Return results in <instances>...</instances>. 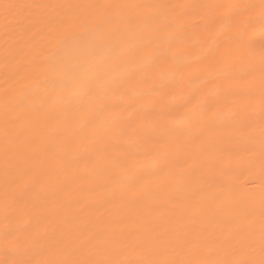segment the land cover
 <instances>
[{"label":"bare ground","instance_id":"bare-ground-1","mask_svg":"<svg viewBox=\"0 0 264 264\" xmlns=\"http://www.w3.org/2000/svg\"><path fill=\"white\" fill-rule=\"evenodd\" d=\"M263 36L264 0H0V264H264Z\"/></svg>","mask_w":264,"mask_h":264},{"label":"rangeland","instance_id":"rangeland-1","mask_svg":"<svg viewBox=\"0 0 264 264\" xmlns=\"http://www.w3.org/2000/svg\"><path fill=\"white\" fill-rule=\"evenodd\" d=\"M193 15L194 16H197L198 15V9H194L193 10ZM208 24V23H207ZM206 26V22H200V21H198V20H193L190 24H189V30H198V29H201V28H204ZM227 26H229L228 25V23H224L223 25H221V27L220 28H223V29H225ZM196 37H195V40L196 41H199V42H203V40H205V36L203 37V35H202V38H201V35H195ZM262 41H263V43H264V36H263V38H262ZM250 98V97H249ZM262 167V166H261ZM262 168H264V166L262 167Z\"/></svg>","mask_w":264,"mask_h":264},{"label":"snow or ice","instance_id":"snow-or-ice-1","mask_svg":"<svg viewBox=\"0 0 264 264\" xmlns=\"http://www.w3.org/2000/svg\"><path fill=\"white\" fill-rule=\"evenodd\" d=\"M114 47H113V52L117 55H123L124 52L126 51V44L122 41H114ZM260 118L264 120V112L261 113Z\"/></svg>","mask_w":264,"mask_h":264}]
</instances>
